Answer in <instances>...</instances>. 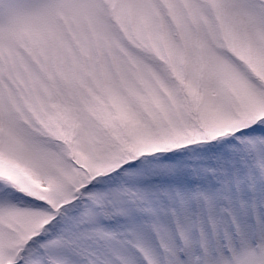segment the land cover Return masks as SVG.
Here are the masks:
<instances>
[{
	"label": "snow or ice",
	"instance_id": "6c2138e0",
	"mask_svg": "<svg viewBox=\"0 0 264 264\" xmlns=\"http://www.w3.org/2000/svg\"><path fill=\"white\" fill-rule=\"evenodd\" d=\"M0 264H264V0H0Z\"/></svg>",
	"mask_w": 264,
	"mask_h": 264
}]
</instances>
